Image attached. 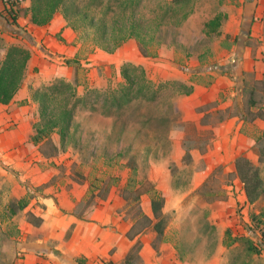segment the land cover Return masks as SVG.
<instances>
[{"label":"rangeland","instance_id":"rangeland-1","mask_svg":"<svg viewBox=\"0 0 264 264\" xmlns=\"http://www.w3.org/2000/svg\"><path fill=\"white\" fill-rule=\"evenodd\" d=\"M159 2L144 0L139 15L148 17ZM253 5L257 7L258 1L192 0L178 6L173 19L158 33L159 45L151 48L156 55L145 56V64L131 62L143 66L155 83L165 85L157 101L138 98L116 108L111 105L113 92L124 82L123 77L118 81L119 73L112 71L103 86L90 87L87 78L95 77L97 71L92 75L89 68L77 66L78 94L86 86L80 94L82 101L65 150L51 156L55 160H48L62 175L92 184L94 195H102L110 185L108 195L115 192L124 200L125 195L134 196L139 184L128 185L133 166L139 179L148 176L156 185L158 181L171 184L168 193L159 189L166 194L165 200L170 195L171 202L160 220L164 233H157L152 225L143 232L151 237L153 230L156 247L166 240L182 260L191 263L205 264L221 256L224 264H264V195L251 202L236 166L234 172L229 171L231 162L236 163L239 156L226 165H217L213 154L219 124L239 115L247 120L255 114L264 117V13L257 20L254 16L249 26L250 12L246 10ZM216 16H220V25L214 31L207 23ZM247 26L250 33L256 34L248 41V56L242 54L235 68L231 65ZM74 32L83 54L102 49L95 47L89 37L79 38ZM126 42L130 43L128 54L133 60L135 54L143 55L137 40ZM119 48L109 53L126 57L125 50ZM223 76L228 79L222 81ZM57 80L53 78L42 86ZM196 80L204 89L201 96L207 93L205 88L220 92L212 100L192 107L189 97L193 92L186 95L182 84L193 85ZM52 140L58 141V136L52 134ZM260 145L264 146V135ZM40 150L54 153L51 143L43 144ZM257 154L262 157L258 163L240 156L254 162L264 180V157ZM196 183L200 185L194 189ZM150 199V195H144L140 207L135 201L125 200L124 214L128 220L137 221L136 229L145 224L141 213H146ZM90 207L85 201L81 209L87 212Z\"/></svg>","mask_w":264,"mask_h":264},{"label":"crops","instance_id":"crops-1","mask_svg":"<svg viewBox=\"0 0 264 264\" xmlns=\"http://www.w3.org/2000/svg\"><path fill=\"white\" fill-rule=\"evenodd\" d=\"M257 1V7L246 8V12H250L249 26L254 16L257 20L264 13V0ZM30 2L27 0L17 9L16 21L25 33L20 34L7 18L5 4L0 0V62L12 44L20 43L31 51L21 88L11 102H0V264H137L138 261L142 264H197L182 260L177 249L166 240L156 247L153 227L151 237L143 231L129 237L134 222L126 218L125 200L115 192L106 199H99L90 212L82 211L90 184L64 176L58 167L48 164V160L55 158L43 155L40 144L33 140L34 124L40 120L39 103L33 91L53 78L77 85V66L89 68L92 75L97 71L95 77L87 78L90 87L103 86L112 71L119 73L117 80L121 81L124 63L145 64L148 58L137 53L133 60L128 54V42L119 48L125 50L126 57L102 49L83 54L82 45L61 12H57L50 23L38 25L32 22L31 12H27ZM249 26L237 49H243L244 57L250 49L248 41L256 34L255 31L250 33ZM227 79L223 76L221 80ZM193 86L189 97L192 107L212 100L220 92V89L205 88L207 93L201 96L204 89L199 80ZM254 116L247 120L239 115L215 128L213 154L217 165H226L240 155L248 156L255 163L262 159L257 153L264 157V146L260 145L264 118ZM56 135L57 143L60 137ZM229 153H233V157ZM230 165L229 171L234 172L235 162ZM235 181L238 184L239 181ZM199 185L196 183L194 189ZM157 187L168 193L171 184L158 181ZM235 189L238 191L237 185ZM241 193L246 197L244 190L241 189ZM169 196H166L164 211L171 204ZM25 197L26 205L20 206L18 201ZM147 204L146 214L152 217L151 199ZM133 251L135 254L129 258ZM222 260L224 258L217 256L205 264H224L226 261Z\"/></svg>","mask_w":264,"mask_h":264},{"label":"trees","instance_id":"trees-1","mask_svg":"<svg viewBox=\"0 0 264 264\" xmlns=\"http://www.w3.org/2000/svg\"><path fill=\"white\" fill-rule=\"evenodd\" d=\"M30 1L31 20L35 24L46 25L53 20L57 12H61L68 24L79 34V38L89 37L95 47L114 52L127 40L135 39L144 56H153L156 53H152L151 48L159 45L160 41L157 36L162 27L173 19L178 6L185 5L192 0H160L156 8L150 9L151 17L139 15V8L144 0ZM18 8L12 10L10 16H6L11 24L16 25V32L25 34L16 21ZM219 25L220 16L214 17L207 23V26L213 27L214 31ZM242 50V48L238 50L231 66L235 67V62L240 60ZM30 58L31 51L28 48L18 44L9 46L5 58L0 62V102L7 104L13 100L22 86ZM121 73L124 82L113 92L111 102V105L116 108H122L138 98H145L149 102L157 101L160 90L165 86L150 79L143 66L131 62L123 64ZM182 86L186 88L184 92L186 95L194 91L193 85L182 84ZM34 99L39 103L40 120L34 124L33 140L40 144V147L51 143L54 153H46L43 150L42 153L46 157L56 156L59 151L65 150L66 139L70 135L77 106L82 101V97L77 92L76 84L72 81L58 79L56 82L36 89ZM256 116L263 117L261 114H256ZM52 134L59 135L60 144L52 140ZM235 166L238 177L244 183L249 200L253 202L263 196L264 180L261 177L260 168L246 156H239ZM137 175V167L133 166L128 185L138 183L139 187L134 191V196L125 195L124 198L126 201H135L140 207L142 197L146 194L150 195L154 217L142 212L145 224L142 228L136 229L137 221L134 222L129 231V237L132 238L150 225L162 234L164 231L160 220L165 217L163 211L165 196L151 178L144 176L139 179ZM109 190L110 185L105 188L102 195H94L92 184H90L87 204H91V207L88 212L95 208L99 199L107 198ZM18 203L20 206L26 205L27 198H22ZM156 218L160 219L154 222ZM135 251L129 254V258L135 254Z\"/></svg>","mask_w":264,"mask_h":264},{"label":"built area","instance_id":"built-area-1","mask_svg":"<svg viewBox=\"0 0 264 264\" xmlns=\"http://www.w3.org/2000/svg\"><path fill=\"white\" fill-rule=\"evenodd\" d=\"M26 1L27 0H3V2L5 4L6 14L10 16V12L12 10L16 9L17 7H19L20 5H22Z\"/></svg>","mask_w":264,"mask_h":264}]
</instances>
